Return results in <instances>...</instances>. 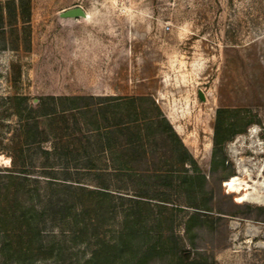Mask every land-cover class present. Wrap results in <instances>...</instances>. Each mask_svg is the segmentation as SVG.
Masks as SVG:
<instances>
[{
    "label": "rangeland",
    "instance_id": "1",
    "mask_svg": "<svg viewBox=\"0 0 264 264\" xmlns=\"http://www.w3.org/2000/svg\"><path fill=\"white\" fill-rule=\"evenodd\" d=\"M240 167L264 179V0H0V210L40 236L0 220V264H264Z\"/></svg>",
    "mask_w": 264,
    "mask_h": 264
},
{
    "label": "trees",
    "instance_id": "2",
    "mask_svg": "<svg viewBox=\"0 0 264 264\" xmlns=\"http://www.w3.org/2000/svg\"><path fill=\"white\" fill-rule=\"evenodd\" d=\"M130 123L135 125L137 122H130ZM163 123H165V125L168 126V128L169 127L171 128V126L168 124L167 121H163ZM137 140L138 139H131L127 145H130L132 148H136V147L138 148V146H136L138 144V142H136ZM6 178L16 179L13 175H9ZM6 196H8L7 198L9 202L7 203V208H9L10 207L9 203H11V205L15 203L14 205L18 206L20 201L18 198L20 196H24V193H20L19 191L13 193L10 192ZM38 207L39 206L34 205L31 208V210H28V212H25L24 207H19L18 210H14V209L12 210V208L11 210L10 209L8 210L6 209L3 211L0 210V220H4V223L6 222L8 224H10L12 220L13 221L23 220L27 229L31 228V230H34L35 234H34L33 243L35 244V246H37L40 244V236L38 231L35 229L37 225V216L39 209ZM74 209H75L74 205L70 206L68 203L65 204L61 202L62 220L64 221V219H70L72 217L74 218L75 215ZM120 235L122 238L123 234L121 233ZM9 241L10 238L9 239L7 238L6 241L3 242L0 248L1 251L11 248L9 245ZM131 251L134 252V255H130ZM135 252L136 251L130 250V248H128L127 245L124 244V241H120V243H118L117 241L109 245V247L105 246V244H99V246H97V248L91 252L90 258L80 262L79 264H105L110 262L113 264H143L144 259L142 257H139L138 252L136 253Z\"/></svg>",
    "mask_w": 264,
    "mask_h": 264
},
{
    "label": "bare ground",
    "instance_id": "3",
    "mask_svg": "<svg viewBox=\"0 0 264 264\" xmlns=\"http://www.w3.org/2000/svg\"><path fill=\"white\" fill-rule=\"evenodd\" d=\"M89 18V15H87ZM246 168V167H245ZM244 167L239 168V173L241 176H247L248 180L238 176L233 181L234 189L238 192H242V201L250 202V203H257V204H264V179L262 178L261 170L259 175L254 180L252 174L245 169Z\"/></svg>",
    "mask_w": 264,
    "mask_h": 264
},
{
    "label": "water",
    "instance_id": "4",
    "mask_svg": "<svg viewBox=\"0 0 264 264\" xmlns=\"http://www.w3.org/2000/svg\"><path fill=\"white\" fill-rule=\"evenodd\" d=\"M60 18L62 19H87V14L81 8H73L66 10L60 14ZM203 98V97H201Z\"/></svg>",
    "mask_w": 264,
    "mask_h": 264
}]
</instances>
